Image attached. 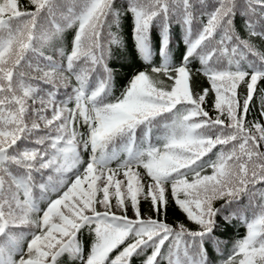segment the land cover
<instances>
[{
  "label": "snow or ice",
  "instance_id": "obj_1",
  "mask_svg": "<svg viewBox=\"0 0 264 264\" xmlns=\"http://www.w3.org/2000/svg\"><path fill=\"white\" fill-rule=\"evenodd\" d=\"M254 96L264 0H0V264H264Z\"/></svg>",
  "mask_w": 264,
  "mask_h": 264
},
{
  "label": "trees",
  "instance_id": "obj_2",
  "mask_svg": "<svg viewBox=\"0 0 264 264\" xmlns=\"http://www.w3.org/2000/svg\"><path fill=\"white\" fill-rule=\"evenodd\" d=\"M23 3H26V0H22ZM125 32H127V29H125ZM132 45H131V40H128V50H129V54L131 59L127 62L122 61V63L124 64L123 69H117V71L120 72V76L118 77V84H117V92L119 91V88L122 87L124 85V83L126 82V80L128 79V75L130 74L132 68L134 66L138 65V62L135 61V54L132 53L131 51ZM196 84L198 87H205L207 86L206 81L204 80V78L200 77L197 79ZM258 95V94H257ZM259 104L258 101L256 99V96H254V100L251 106V112L248 115L247 119L248 120H262L264 118H261L259 115ZM142 207L144 208L145 211H147L148 208V203L147 202H142ZM179 217L181 219H183V217L181 216V214L176 211L174 208H170L168 211V220L169 222H171L172 219ZM245 234V228L244 227H239L238 230H234L232 228H229L227 230L226 233H223L222 235L227 238L228 240H233V239H238L243 237ZM134 264H139V261H135Z\"/></svg>",
  "mask_w": 264,
  "mask_h": 264
}]
</instances>
